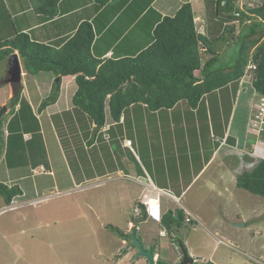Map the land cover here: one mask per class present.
<instances>
[{"label": "crops", "instance_id": "1", "mask_svg": "<svg viewBox=\"0 0 264 264\" xmlns=\"http://www.w3.org/2000/svg\"><path fill=\"white\" fill-rule=\"evenodd\" d=\"M3 1L13 10L8 13L10 18L0 15V31H4L7 38L26 32L33 40L60 47L82 21H88L94 34L92 56L102 60L137 55L152 42L149 43L150 34L145 33L152 31L163 16L174 15L182 4L188 2L194 13L196 31L208 38L214 50V53L206 52L205 45L200 47L201 71L202 65L213 54L218 58L216 68L226 65L237 53L238 37L250 22L248 18H228V14L218 10L216 0H58L56 12L50 16L45 9L37 7L39 0ZM254 1L236 0L235 3L238 7L251 8L258 6ZM97 11L99 15L95 14ZM124 15H127L126 19ZM21 17L26 22L17 30L15 23L20 25ZM116 30L120 31L117 35ZM138 35L144 41H137ZM21 67V95L32 107L38 130H30L34 120L24 130L20 140L28 142L27 146L13 151L20 155V161H16L14 155L11 157L13 165L9 166L4 157L5 147L1 154L0 181L8 185L18 184L22 194L10 204L0 196V264H34L33 260H42L40 263L43 264L56 260L65 264V257L70 260L67 264H97V260L100 261L98 264H148L144 257H136L137 249L130 242L107 230L105 223L99 228L112 240V246L121 241L119 245L109 256L89 254V250L80 254L81 237L77 236L75 228L77 213L87 211L92 215L91 211L101 213L104 207L107 213L122 211L127 224L124 233L136 229L135 237L143 248L151 252L153 249L155 261L158 258L165 261L164 252L169 250L167 240L179 227L174 223L166 226L162 222L174 212L173 207L167 205L169 194L173 200H181L216 161L230 172L231 181H235L238 174L250 170L257 160L264 159V129L255 135L248 127L255 97L251 74L204 94L195 105L183 99L172 107L150 110L145 103H135L122 111L118 121L110 118L107 107L105 127L94 132V123L88 115L72 104L77 89L75 75L62 76L56 100L41 109L39 105L49 95L57 77L46 71L29 74L22 62ZM243 91H248L249 96L246 97ZM8 93L7 99L11 96L10 86ZM17 108L18 105L15 110ZM150 114H155L157 124L164 131L162 137L158 134L156 138L149 129ZM10 117L2 127L4 140L8 135ZM130 122L145 124L144 135L141 133L137 140H141L140 143L132 142L128 136ZM177 126L183 129V138L176 137ZM119 137L129 139L131 146L121 142L120 147L116 141ZM109 141L116 142V147ZM11 142L17 145L19 140L12 138ZM58 164L63 165V172L54 175L50 170L54 168L50 167ZM241 166L243 171H240ZM56 178L59 179L55 181ZM124 180L129 182L128 186ZM56 182L63 189L57 192L62 196L61 202L45 207L25 206L39 203L30 201H41L45 197L42 195L44 191L54 187ZM206 183L204 187L213 188ZM157 193H161V222L142 220L137 223L136 219L142 213L134 212V207L143 208L141 201ZM69 195L73 202L66 198ZM121 201V206L116 207ZM193 214L198 216L195 212ZM263 244L260 246L264 249ZM121 249L125 250L118 260L116 255ZM113 252L115 259L111 261ZM257 253L263 256L259 251ZM242 264L248 263L243 259Z\"/></svg>", "mask_w": 264, "mask_h": 264}, {"label": "trees", "instance_id": "2", "mask_svg": "<svg viewBox=\"0 0 264 264\" xmlns=\"http://www.w3.org/2000/svg\"><path fill=\"white\" fill-rule=\"evenodd\" d=\"M57 1L39 0L37 7L45 9L49 16L54 15ZM235 1H215L218 10L222 14H228V18L250 20L238 37L237 53L220 68L215 67L218 58L213 54L202 65V71L200 70V47L205 45L206 52L214 53V50L211 49L208 38L196 31L191 4L186 2L174 15H165L160 19L152 30V42L133 57L104 60L94 58L91 53L93 29L88 21H82L74 34L60 47L33 40L26 32H18L12 38L0 42V72L6 71L8 58L14 50L18 51L29 74L52 72L57 79L52 83L49 95L42 99L39 105L41 109L56 100L61 77L75 75L77 89L72 97V104L88 115L94 123V132L104 126L107 107L110 118L118 121L122 111L135 103H145L150 110L169 108L183 99L190 105H195L204 94L237 81L244 74L249 62L255 64V68L251 70L253 89L257 94L264 95V41H260L264 33V0L260 5L251 8L238 7ZM21 91L22 85L16 96L8 99L6 105L11 109L2 115L0 121V158L5 147L4 157L9 166L13 165V151L24 149L28 144L20 139L32 120L35 124L30 130H38L32 107L21 95ZM17 104L19 107L15 110ZM10 115L7 124L8 135L4 140L2 127ZM12 138L19 140L17 145L11 142ZM15 156L18 161L20 155ZM24 161L23 159L22 162ZM236 186L264 196V159L257 160L250 170L238 174ZM21 194L22 190L18 184L8 185L0 181V196L6 204H10ZM137 214V223L146 220L142 208ZM183 219L182 210L177 208L163 218L162 222L166 226L172 223L180 226ZM110 230L131 244L129 233H124L114 226H110ZM133 231L136 232V229ZM178 243L183 245L180 239ZM124 250L121 249L116 257ZM151 250L153 252L152 248ZM156 264L169 263L158 258ZM193 264L214 263L194 261Z\"/></svg>", "mask_w": 264, "mask_h": 264}, {"label": "rangeland", "instance_id": "3", "mask_svg": "<svg viewBox=\"0 0 264 264\" xmlns=\"http://www.w3.org/2000/svg\"><path fill=\"white\" fill-rule=\"evenodd\" d=\"M4 3L5 1L3 0L0 1V15L2 17L4 14V17L8 16L10 18L11 15L9 16L8 13L9 11L13 13V10L10 9L8 5H4ZM253 3L254 5L256 4L259 5L261 3V0L260 1L255 0ZM106 11L107 10H105V12ZM95 14L99 15V11H97ZM124 17H125L124 19H126L127 15H124ZM20 19H21L20 25L15 23V28H17V30L19 27L21 28L22 25H24L26 22V19L24 17H21ZM14 21H16V17L14 18ZM3 22H7V21L3 20ZM123 23L126 22L124 21ZM3 32L4 31L2 30L0 31V42L9 39L7 38L6 34H4ZM10 32H12V26ZM119 32H120L119 30H116L115 35H117ZM148 33L150 34V41H149L150 43L153 38L151 29L149 32H146L145 34ZM16 34L17 33H15V35ZM130 37H132V33L130 34ZM136 40L141 42L144 41V38L138 35ZM260 41H264V33L261 35ZM51 46L54 47L55 45H51ZM134 51L135 49L131 53H134ZM12 53L15 55L19 54L17 50H14V52ZM252 63L253 62H251L250 65L254 64ZM4 75L5 72L4 73L0 72V80L4 78ZM8 91H9V86L7 84H0V107L3 105V103L7 104L8 102L7 96H9ZM242 93L246 97L249 96L248 91H243ZM254 96L255 97H253L251 114L254 111V104L258 98L256 92H254ZM10 109L11 108L8 107L5 113H8ZM148 120H149L148 127L151 130V132H153L156 135V138L158 134L162 137V133H164V131H162L161 130L162 128H160V126L157 124L155 114H150ZM55 121L58 122V120ZM144 125L145 124H141L138 122L129 123L128 136L132 142L133 141L135 143L141 142V140L139 142L137 140L139 135H141V133L144 135V132H142ZM248 125H249V121H248ZM182 130H183L182 128H179V126H177L176 128L177 138L184 137ZM122 140L123 137H119L116 140L117 142L120 143L119 145L120 147H121V142H124V140H129V139H124L123 141ZM109 143L110 145L113 144L110 141ZM113 145L115 146L116 142H114ZM125 151L129 153L128 150ZM50 168H54V169H50L54 175L59 174L60 171L63 172V165L61 164L55 165ZM243 170L244 167L241 166L240 171ZM16 171H20V170L17 169ZM33 171L37 172L34 169ZM229 174L230 172H227V170L219 166L218 162L216 161L209 167V169L201 176V178L196 183H193L191 185L192 187L190 189L188 188L189 191L184 197L183 196L181 197V200H179V202L167 198L168 199L167 205L173 207L172 210L175 211V209L183 205L190 210L192 215H195L193 214V212L198 214V216L195 215L196 220L192 219L191 223L181 224L178 227V230L174 232L172 236H170V239L167 240L169 244V250H166L164 252V256H165L164 260L167 263L179 264L181 260V246L178 243V239H180L183 242L184 249L187 251L189 256L195 259V261L207 262L210 260L216 264L217 263L242 264L243 259H245L248 264L249 262L251 264L264 263V249L262 248L263 246L262 247L260 246L264 242V196L253 194L248 190L237 187L236 180L231 181ZM58 179L59 178H56L55 181ZM123 182L125 183V186L129 185L128 181L124 180ZM206 182H208V185L212 186L213 188H209L208 186L204 187V184ZM57 184L58 183L56 182L54 184V187L48 188L44 191L42 195L45 197L44 198L40 197L43 198L41 201L40 199L36 201H30L31 203H35V202H39V203L25 205V206H28L29 208L30 207L34 208L38 205H40V207H45V206L55 205L56 203L61 202L62 196L57 195V192L63 189H60V187H58ZM81 188L82 186H80V189ZM135 189L136 188L134 187V190ZM66 198L70 202H73V198L71 195L67 196ZM105 201L106 202L104 203V205L106 206L107 200ZM121 204L122 201L119 202L116 205V207H120ZM12 207H5V208L12 209ZM91 214L92 215H90V213H87V211L77 213L78 220L76 222L75 228L77 229L76 232L77 236L81 237V240L79 239V247L81 251L80 254H82L84 250H89V254L94 252L95 255H98V253L100 254L103 253L109 256V254L116 248V246L119 245V242L121 241L114 243V246H112L113 245V243L111 244L112 240L108 239L107 238L108 235L107 236L105 235L106 232L102 231L101 228L99 227L103 226V224L105 223L106 224L105 227L108 228L107 230L109 231H110V226H114V227H119V229L120 230L122 229L121 231L124 232V228L127 229L125 218L122 217L124 213H122V211L117 212V214L114 211H109L107 213V209L105 210L104 207L101 213L99 211L94 210L93 212L91 211ZM86 222L89 225H87ZM237 222L244 224L238 226L233 225ZM111 232L115 236L121 238L114 231ZM223 235H226L227 237ZM258 251L261 254H263V256L256 255L255 253H257ZM110 256H111L110 260L113 261V259H115L114 252ZM46 257L49 258L48 255H46ZM249 257H255L256 259L254 258L252 259ZM119 259L120 257L118 258V260ZM41 261L42 260H33V263L43 264V262L40 263ZM69 261L70 260H68L67 257H65L64 263L67 264V262ZM96 262L98 264L100 261L97 260ZM50 264H59V263L58 261L54 260ZM119 264H123V263H119Z\"/></svg>", "mask_w": 264, "mask_h": 264}, {"label": "water", "instance_id": "4", "mask_svg": "<svg viewBox=\"0 0 264 264\" xmlns=\"http://www.w3.org/2000/svg\"><path fill=\"white\" fill-rule=\"evenodd\" d=\"M21 63L17 57V55L12 54L9 59H8V68L5 71L4 78L0 80V84H8L11 89V96L10 97H15L18 89L21 86ZM7 110V105L3 104L0 107V121L2 115L6 112ZM244 223H235V225H241ZM130 238L132 244L137 248L138 252L136 253V257H144L147 259L149 264H155V259L153 257V253L149 249L143 248L141 242L135 237L134 233L131 231L130 232ZM181 251H182V258L179 262V264H192L193 263V258L189 256L187 251L181 246Z\"/></svg>", "mask_w": 264, "mask_h": 264}, {"label": "built area", "instance_id": "5", "mask_svg": "<svg viewBox=\"0 0 264 264\" xmlns=\"http://www.w3.org/2000/svg\"><path fill=\"white\" fill-rule=\"evenodd\" d=\"M253 64V63H252ZM249 68L254 69L255 65H249ZM264 95H258V98L254 104V111L252 115V119L250 120V126L249 129L252 132L259 133L264 129ZM123 144L125 146H131L130 140H124ZM143 208L142 211L144 213V216L150 220H160L161 217V211H160V200L158 195L146 197L143 201ZM135 212H140L141 209L136 207L134 209ZM184 211V220L185 222H190L192 219H194V216L191 214V212L183 208Z\"/></svg>", "mask_w": 264, "mask_h": 264}, {"label": "clouds", "instance_id": "6", "mask_svg": "<svg viewBox=\"0 0 264 264\" xmlns=\"http://www.w3.org/2000/svg\"><path fill=\"white\" fill-rule=\"evenodd\" d=\"M13 54V53H12ZM11 54V55H12ZM10 55V56H11ZM17 57H18V59H19V61H20V63L22 62L21 61V58H20V56L19 55H17ZM9 59V58H8ZM23 64V63H22ZM24 67V66H23ZM7 68H8V65H7ZM21 71H22V67H21ZM22 75V74H21ZM21 85H22V83H21ZM103 127H105V124H104V126H102L101 128H103ZM124 145V144H123ZM129 147V146H128ZM168 197H170V198H172L173 199V197H172V195H171V193L169 194V196ZM176 200V199H175ZM176 201H178L179 202V200H176ZM182 205V204H181ZM183 208H186L185 206H181V207H179V209H181L182 210V212H183V216H184V211H183ZM187 209V208H186ZM160 211H161V208H160ZM194 216V220H196V216L195 215H193ZM161 219H162V212H161V217H160V220H150V219H148L147 218V220H150V221H153V222H161ZM183 222L184 223H191V221L190 222H185V220L183 219ZM133 233H134V231H132ZM129 235H130V233H129ZM135 235V234H134ZM172 236V235H171ZM130 237V236H129ZM138 239V238H137ZM130 240H131V238H130ZM139 240V239H138ZM140 241V240H139ZM180 246H182L183 247V245H180ZM184 248V247H183ZM182 252V251H181ZM191 257V256H190ZM181 258H182V256H181ZM157 261V260H156ZM156 261H155V264H156ZM195 261V259L193 258V262ZM149 264V263H148ZM193 264V263H192Z\"/></svg>", "mask_w": 264, "mask_h": 264}, {"label": "bare ground", "instance_id": "7", "mask_svg": "<svg viewBox=\"0 0 264 264\" xmlns=\"http://www.w3.org/2000/svg\"><path fill=\"white\" fill-rule=\"evenodd\" d=\"M250 63L251 62H249L248 64H247V66H246V69H245V71H244V74L242 75V78L246 75V76H248L249 74H251V70H253V69H251V68H249V65H250ZM245 76V77H246ZM250 80H251V82H252V76H251V78H250ZM257 95H261V94H257ZM252 115H253V112H252V114L250 115V118H249V125H248V127L250 126V120L252 119ZM263 120H264V116H263ZM250 130V129H249ZM252 132V131H251ZM262 132V131H261ZM261 132H259L258 134L257 133H255V132H253L255 135H259ZM160 194L161 193H157V194H155V195H150V196H147V197H151V196H156V195H158V197H159V200H160ZM144 200V199H143ZM142 200V201H143ZM142 201H141V204H142ZM142 206H143V204H142ZM135 212V211H134ZM147 219V218H146ZM131 244H132V242H131ZM133 245V244H132ZM137 249V248H136ZM137 252H138V250H137Z\"/></svg>", "mask_w": 264, "mask_h": 264}, {"label": "flooded vegetation", "instance_id": "8", "mask_svg": "<svg viewBox=\"0 0 264 264\" xmlns=\"http://www.w3.org/2000/svg\"><path fill=\"white\" fill-rule=\"evenodd\" d=\"M181 256H182V252H181Z\"/></svg>", "mask_w": 264, "mask_h": 264}]
</instances>
